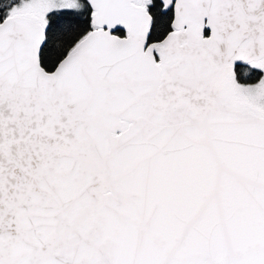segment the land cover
I'll return each mask as SVG.
<instances>
[{
    "label": "snow or ice",
    "instance_id": "snow-or-ice-1",
    "mask_svg": "<svg viewBox=\"0 0 264 264\" xmlns=\"http://www.w3.org/2000/svg\"><path fill=\"white\" fill-rule=\"evenodd\" d=\"M0 264H264V0H0Z\"/></svg>",
    "mask_w": 264,
    "mask_h": 264
}]
</instances>
